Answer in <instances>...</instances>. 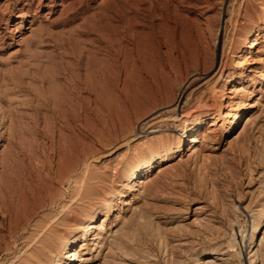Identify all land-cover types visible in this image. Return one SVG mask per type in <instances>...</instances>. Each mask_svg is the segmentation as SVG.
<instances>
[{
  "label": "rangeland",
  "instance_id": "374dc122",
  "mask_svg": "<svg viewBox=\"0 0 264 264\" xmlns=\"http://www.w3.org/2000/svg\"><path fill=\"white\" fill-rule=\"evenodd\" d=\"M133 10L186 59L139 27L148 61L133 65ZM263 207L264 0H0V264H264Z\"/></svg>",
  "mask_w": 264,
  "mask_h": 264
},
{
  "label": "bare ground",
  "instance_id": "6f19581e",
  "mask_svg": "<svg viewBox=\"0 0 264 264\" xmlns=\"http://www.w3.org/2000/svg\"><path fill=\"white\" fill-rule=\"evenodd\" d=\"M136 10V9H135ZM134 11V10H133ZM133 14V13H132ZM230 16V15H229ZM134 18H139L140 19V24H132L130 26V29L132 30L133 33L130 34V41H131V45H132V49L131 50V54H132V63L133 65H138L139 63H143L145 62L146 63V56L149 54L148 53V47L146 45V42L149 41V44L151 46V49L155 50L156 51L154 53H158V54H155L159 57H161L163 54H162V51L161 49L163 47H166V49L168 51H173L174 53H176V57L178 58L179 57V61L181 59V61H184L186 59V54H185V51L186 50H183L181 49L178 45L177 46H172L171 44L170 45H166L163 44V41H164V38H163V34L162 32L159 31V27H160V22L159 23H151L148 18V15H146L145 13H142V10L139 11H134ZM165 18V17H164ZM163 20H166L164 19ZM138 19V20H139ZM158 20V19H157ZM153 22V21H152ZM164 22V21H163ZM167 22H169L167 20ZM165 22V23H167ZM149 26V27H148ZM148 28L149 30H151V37L150 39L147 41V40H143L144 42H142V44L140 45L139 43H141L140 41H137V31H135V29L137 28ZM258 31L257 29V26L256 27H249L248 29H246L244 32H243V40L242 42L237 46V48H239V50L236 52L237 54H235L236 56V59H235V64H237L238 66L237 67H240L241 64L243 63V61L245 60L244 59V54H242L241 52L243 51L244 48H251L253 46L256 45V35L255 33ZM139 37V36H138ZM128 38V37H127ZM140 39V38H139ZM139 42V43H137ZM226 41H224V44L225 45ZM128 44V45H130ZM174 44V43H173ZM155 48V49H154ZM242 50V51H241ZM151 50H149L150 52ZM148 53V54H147ZM153 54V53H152ZM207 54V53H206ZM115 56V55H114ZM246 57V56H245ZM157 58V57H156ZM155 58V59H156ZM200 58V57H199ZM208 60V59H206ZM148 61V60H147ZM201 62V61H200ZM207 61H205L203 64H205ZM151 63V62H150ZM186 63V62H185ZM210 63V62H209ZM212 64V63H211ZM143 65V64H142ZM141 65V66H142ZM207 64H205L206 66ZM209 65V64H208ZM186 66V65H185ZM135 67V66H134ZM209 67V66H208ZM241 68V67H240ZM101 69V68H100ZM134 69V68H133ZM188 69V68H187ZM207 70H209L207 67H206ZM107 70V69H106ZM94 72V71H93ZM107 72V71H106ZM137 73V72H136ZM142 73V72H141ZM144 73V72H143ZM235 73V72H234ZM233 73V74H234ZM238 73V72H237ZM241 74V72L239 73ZM133 75V74H132ZM142 75V74H141ZM150 75V74H149ZM187 76V75H186ZM222 77L224 78V81L229 77V73L227 72V74H223ZM104 78V77H103ZM132 80H136V78L138 79V76L136 75H133L132 77ZM144 78H146L145 76H143L141 79L143 80ZM140 79V78H139ZM105 81V80H104ZM72 83V82H71ZM109 83V82H108ZM77 86L79 85L76 84ZM105 85V84H104ZM225 85V84H224ZM76 86V87H77ZM80 86V85H79ZM78 86V87H79ZM108 86V85H107ZM110 86V85H109ZM108 86V87H109ZM240 86V85H239ZM239 86H235V87H231L232 89L229 90V92H237L239 89ZM77 87V89H78ZM84 88V91H87L91 88H89L88 86V82L85 83V86H83ZM80 88V87H79ZM70 89V88H69ZM73 89V88H72ZM108 89V88H107ZM67 90V89H66ZM82 90V89H81ZM92 90V89H91ZM76 91V89H75ZM83 91V92H84ZM90 91V90H89ZM77 92V91H76ZM79 92V90H78ZM93 93V92H92ZM96 94V93H95ZM69 98V97H68ZM156 98V97H155ZM67 102V101H65ZM243 107V106H242ZM241 107V105H231L229 110L226 112L225 114V119H224V124H223V131L225 133H227L228 129L231 128V126L233 124L236 123V120L239 116V114L241 113V110L243 109ZM94 108V107H93ZM148 108V107H147ZM151 111V110H150ZM94 112V111H93ZM197 120V119H196ZM197 122V121H195ZM203 123V122H202ZM197 128V127H196ZM194 132H195V129L193 127H187L186 128V136H188L187 140L188 142H192V141H195V136H194ZM186 138V137H185ZM185 138H182V139H178V143H176V145H173V148H169L168 150H170L169 152L172 153L173 152V149H175V151H181L184 144H185ZM142 139V138H141ZM176 139V138H175ZM172 142V141H171ZM168 142H166L167 144ZM161 144V143H160ZM169 147V146H168ZM172 147V146H170ZM161 148V147H160ZM159 148V149H160ZM150 150V149H149ZM166 148H164V145H163V148H161V152L163 153V155H160V152L159 151H155V152H150V153H147L145 155H143L139 160L136 161V163L131 166L132 168L130 169V171H128V173L131 174V176L133 177L135 175V173H144V176L142 177H138L137 180H135L133 183L131 182L129 185H128V190H134L136 188L137 185L139 184H142L144 183L145 179L147 177H145V173L151 169L152 165H153V162L154 161H157L159 159H163V158H166L165 156H167L168 154L166 153L168 151ZM171 156V155H170ZM108 157V156H107ZM127 169V168H126ZM129 170V169H128ZM127 173V174H128ZM142 175V174H141ZM130 176V177H131ZM137 176V175H136ZM128 177V176H127ZM83 179V178H82ZM131 179V178H130ZM112 193V192H111ZM126 193V192H125ZM112 195V194H111ZM123 195V194H122ZM111 197V196H110ZM114 200L113 198H109L107 201H105V204H104V207H114ZM103 207V208H104ZM102 208V207H101ZM100 208V209H101ZM100 211V210H99ZM264 212V207L260 209L259 211V217H261L262 213ZM95 216H96V213L95 211H92L89 218H88V221H86V223L84 224H80L81 225V229L84 231V234L88 233V232H93V229L96 228V223L94 222L95 220ZM259 225V221L253 225V228H252V233H250V236H249V245L254 242V232L255 230L257 229ZM98 235L95 236V238L97 237ZM73 238H74V235H73ZM73 239L72 237L71 238H67L65 241H63V246L62 248H65L67 247L68 245L70 244H73ZM231 244L229 246L233 247V242L232 240H230ZM229 244V243H228ZM248 245V246H249ZM72 247V246H71ZM256 248V247H255ZM77 252L74 250V249H70L68 250L67 252V255H66V258L67 257H70V259H73L75 258V256L77 255L76 254ZM257 253L256 252H253L252 253V257L253 259L255 260L256 259V256ZM251 257V258H252ZM206 259L208 258H198V263L197 264H204L208 261H205ZM211 260V259H210ZM63 259H59L56 261V264H63ZM69 264V263H67Z\"/></svg>",
  "mask_w": 264,
  "mask_h": 264
}]
</instances>
